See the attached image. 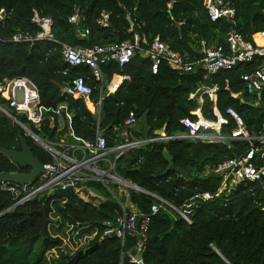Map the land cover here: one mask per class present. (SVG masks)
I'll return each mask as SVG.
<instances>
[{"label":"trees","instance_id":"obj_1","mask_svg":"<svg viewBox=\"0 0 264 264\" xmlns=\"http://www.w3.org/2000/svg\"><path fill=\"white\" fill-rule=\"evenodd\" d=\"M229 1L236 7L234 24L227 19L211 21L202 0H0V10L3 9L4 14L0 19V83L16 76L29 78L38 88L41 104L50 110L36 125L8 107V101L1 96L0 106L43 140L73 141L66 135L71 130L76 137L89 142H94L99 133L107 146L113 147L126 139L122 124L131 111L138 120L127 132L136 138L141 137L139 118L145 112L151 127L150 136H155V130L162 128L170 136L188 134L190 129L182 120L195 121L197 117L193 111L199 106L196 98L189 97L190 93L201 85H217L216 106L227 120L220 132L227 135L236 125L226 114V109L231 107L241 116L250 134L255 135L264 127V110L254 104L257 94L245 91L241 75L256 68L260 58L210 75L200 69L179 72L163 62L153 74L150 60L137 49L121 68L114 60L102 66L107 81L113 73L127 74L130 79L124 80L114 94L102 99L98 114L89 107L98 101L100 88L92 71L85 66H75L66 75L61 72L66 66L61 54L62 44L89 47L129 41L146 48L158 36L173 50L193 59L200 55L202 40L223 43L231 29L251 40L253 33L264 30V0ZM76 9L79 18L73 23L69 17ZM102 11L109 14V25L105 27L98 23ZM35 12L40 17L51 18L50 31L56 41L38 37L42 27L33 20ZM85 28L89 32L81 36ZM17 33L32 40L14 41ZM78 76L85 77L93 87L88 100L63 93L62 88ZM232 93L239 95L234 97ZM261 100L264 102V89ZM212 104L213 100L204 94L201 113L206 119L216 121ZM66 113L71 116L70 123ZM209 132L214 133L213 130ZM23 138L40 162L45 164L52 160L43 146L0 111V145L20 150ZM248 146V142L242 140L212 142L188 137L153 141L115 159L113 172L141 189L128 187L126 194H120L117 184L105 186L91 181L85 186L100 198L89 196L90 200H84L73 195L65 198L62 204L55 198L54 215L64 223L73 229L86 224L95 229L94 238L80 249L96 241L98 248L76 264H119L121 254L135 246L136 240L132 237L121 241L115 236H102L105 222L114 220L125 202H131L136 211L151 216L143 264H264V189L260 183H252V190L248 184H240L227 197L204 200L189 213L190 221L173 208H183L195 194H215L221 179L213 170L215 166L245 152ZM164 150L168 151L175 166L188 173V178L171 170L164 172L169 166L163 156ZM109 157L114 159L115 154ZM27 171L29 168L19 167L0 153V173ZM53 198L40 194L14 206L15 195L0 188V264H56L57 260L71 258L72 255L62 251L49 262L45 258L47 250L62 243L59 236L41 232L43 215L38 210L45 204L47 213L51 212ZM95 199L99 201L96 205L93 204ZM153 203L162 207L151 214ZM39 239L44 243V250L37 253L34 246Z\"/></svg>","mask_w":264,"mask_h":264},{"label":"built area","instance_id":"obj_2","mask_svg":"<svg viewBox=\"0 0 264 264\" xmlns=\"http://www.w3.org/2000/svg\"><path fill=\"white\" fill-rule=\"evenodd\" d=\"M203 7L211 21L220 19L231 20L235 23L236 7L229 0H202ZM3 9L0 10V19H3ZM79 18V10L76 9L69 17V21L76 23ZM33 20L42 27V31L38 35L41 38H49L56 41L50 31L51 18L40 17L36 12ZM99 25L105 27L109 25V14L102 11L98 18ZM132 24V23H131ZM89 29L85 28L80 33L81 36L88 34ZM136 38H139L136 34ZM14 41L32 40L27 36L17 33L13 36ZM145 42V39H143ZM139 49L151 62V72L156 74L159 65L166 62L173 69L179 72L194 71L200 69L206 75H210L222 70H230L240 64L252 62L256 58H260V64L251 71H247L241 75V79L245 84V91L249 94L261 92L264 88V30L255 32L251 36V40L243 37L238 31L231 29L227 32L223 43L213 44L202 40L199 44L200 55L190 59L187 55H182L175 51L171 46L161 40L158 36L154 37L146 48L140 47L138 42L131 43L129 41L112 42L104 45H94L89 47L70 46L62 44L61 54L66 63L62 69V74L69 73L71 67H88L94 76L95 82L100 83L99 99L96 103L90 104L92 112L99 113L102 99L105 96L112 95L124 80H129L127 74L113 73L110 80H106L102 66L109 61H116L119 68L131 60L135 51ZM115 78H119L114 84ZM63 93L73 98H81L88 100L93 92V87L87 82L85 77L78 76L73 78L70 83L62 88ZM217 85L204 86L201 85L195 92L190 93V98H196L199 106L193 111L197 119L190 121L188 118L182 122L189 127L188 134L167 135L165 133H156L155 136L147 138H136L132 134H128L127 128H132L137 124V117L131 111L123 122L126 130L123 134L126 136L124 141H120L113 147H108L105 138L101 134H97L94 142L84 141L76 137L69 130L67 136L73 141H65L63 138L60 142H50L40 139V145L43 146L51 155L52 160L43 164L37 180L32 184L20 185L14 182L0 180V188L15 195L19 203L34 198L40 194H51L56 188L72 187L74 195L86 200V195L96 196L90 187H86L85 183L98 181L107 186L108 184H118L113 180L124 184L123 178L116 175L114 171L115 159L121 154L128 152L133 148L146 145L153 141H166L172 138H191L202 139L204 141L226 142L228 140L247 141L249 146L243 153H239L233 157L226 158L219 162L213 169L220 179V185L217 192L211 195L208 192L198 193L191 196L183 208H173L184 219L189 220V213L194 208L189 207L190 200L195 197H202L204 200L208 198L227 197L232 190H235L240 184H248L252 190V183H260L264 189V127L257 134L252 135L245 127L241 116L231 107L226 109V114L230 115L235 122V127L227 135L220 132L221 125L227 120L220 114L216 106ZM204 94L213 100L212 109L217 116L216 121L206 119L201 113V105L204 103ZM239 93H232L237 97ZM0 96L8 101V107L12 108L16 113L22 114L26 119L36 125L43 120L44 113L50 109L41 104L40 95L36 84L25 76H16L5 79L0 83ZM263 102L260 99L255 101V105ZM61 108L65 106L61 105ZM264 110V108H263ZM1 112H6L11 120L19 125H25L15 116H13L6 108L0 106ZM58 113V110H55ZM68 123L71 116L66 113ZM28 127V126H27ZM70 128V124L68 126ZM214 130L215 133H209ZM115 154L112 159L109 155ZM119 185V184H118ZM120 186V185H119ZM163 203L172 206L166 200L160 198ZM15 202V203H16ZM226 203V202H225ZM98 204V201H93ZM162 206L158 203L151 205V214L157 212ZM122 212L114 219L105 222V229L102 236L114 234L123 241L127 237L136 240L135 246L126 254H130L128 263L143 264V254L145 252V244L147 241V231L151 216L136 211L134 205L130 202L121 204ZM140 218H142L140 220ZM96 234V233H95ZM80 249V248H79ZM78 250V249H77ZM134 250L135 254H131ZM125 254H121L119 264H122V258Z\"/></svg>","mask_w":264,"mask_h":264},{"label":"water","instance_id":"obj_3","mask_svg":"<svg viewBox=\"0 0 264 264\" xmlns=\"http://www.w3.org/2000/svg\"><path fill=\"white\" fill-rule=\"evenodd\" d=\"M128 20L131 23V20L129 18H128ZM260 95H261L260 92H258L257 96L259 98H260ZM259 107L263 109L264 108V102H261ZM4 114L6 116H8V114L6 112H4ZM139 122L142 126L139 134L141 137L147 138L150 134V131H151V127L148 124L147 112L143 113L140 116ZM52 125H53V123H52ZM20 126L25 130L27 135H29L33 138V140H35L36 142H40L39 137L33 131H31L29 129V127H27L25 125H20ZM155 132L156 133H164V128L157 129V130H155ZM0 153L8 156L12 160V162L17 164L19 167L24 168V169L29 168V171H27V172L0 173V180H6V181L14 182V183H17L20 185L32 184L37 180L38 175L43 168V163L40 162L39 159L34 155V152L32 151L31 146L29 145L28 141L25 138L21 139V141H20V150L9 149V148H5V147L0 145ZM163 156L165 157V159L167 160V162L169 164L168 168L164 172L171 170V171L176 172L179 176H182L184 178H188V173L184 169H182L178 166H175L172 163V158H171V156L167 150L163 151ZM123 182L128 187L141 189L137 185H135L131 182H128L126 180H123ZM73 195H74L73 188L72 187H66V188L54 189L52 191V193L48 195V197L69 198ZM203 201H204V199L202 197H195L194 200H190L187 203H191V205L189 207L194 208L195 206L202 203ZM18 204H20V203L16 202L14 204V206H16ZM38 211L41 212L43 215V223H42L41 232H42V234H45L46 233V231H45L46 223H47L46 205L44 204L42 206V208L39 209ZM141 219L142 218H140V220ZM86 225H88V224H86ZM105 237H114V234L107 235ZM98 246H99V242L96 241L89 247L78 249L74 254H72L71 258L68 260H66V259L57 260L56 264H76L81 258L85 257L86 255L92 254V252L95 249H97ZM131 254H135V251L132 250ZM129 259H130V254H125L122 258V264H128Z\"/></svg>","mask_w":264,"mask_h":264},{"label":"rangeland","instance_id":"obj_4","mask_svg":"<svg viewBox=\"0 0 264 264\" xmlns=\"http://www.w3.org/2000/svg\"><path fill=\"white\" fill-rule=\"evenodd\" d=\"M113 182L118 183L120 185L118 193L126 194L128 188L125 184H120L119 182L113 180ZM117 184V185H118ZM86 200H90L88 195L84 197ZM65 198H59L57 203L62 204ZM55 198L50 200V206L52 207V211L47 213V223H46V233L55 236H59L62 239V243L58 247H54L50 250H47L45 253V258L47 262L51 259H55L59 252H64L66 254L72 255L77 249L82 246L87 245L95 236V229L91 226H82L73 229L71 225L64 223L60 218L54 215V208L56 204L54 203ZM34 249L37 253L44 250V243L41 239L35 244Z\"/></svg>","mask_w":264,"mask_h":264},{"label":"crops","instance_id":"obj_5","mask_svg":"<svg viewBox=\"0 0 264 264\" xmlns=\"http://www.w3.org/2000/svg\"><path fill=\"white\" fill-rule=\"evenodd\" d=\"M264 89V88H263ZM258 93V92H257ZM256 93V94H257ZM260 94H261V92H260ZM260 98H261V95H260ZM259 97H258V99H260ZM59 124H60V126H62V122H61V120L59 121ZM214 131V130H213ZM209 132V131H208ZM209 133H213V132H209ZM214 133L216 134L217 132H215L214 131ZM95 197H99V195L96 193V196ZM100 198V197H99ZM95 200H97L98 201V199H95ZM99 202V201H98Z\"/></svg>","mask_w":264,"mask_h":264},{"label":"bare ground","instance_id":"obj_6","mask_svg":"<svg viewBox=\"0 0 264 264\" xmlns=\"http://www.w3.org/2000/svg\"><path fill=\"white\" fill-rule=\"evenodd\" d=\"M118 79H119V78H115V80H114V82H113V83L115 84V83L118 81Z\"/></svg>","mask_w":264,"mask_h":264},{"label":"clouds","instance_id":"obj_7","mask_svg":"<svg viewBox=\"0 0 264 264\" xmlns=\"http://www.w3.org/2000/svg\"><path fill=\"white\" fill-rule=\"evenodd\" d=\"M88 226V225H87Z\"/></svg>","mask_w":264,"mask_h":264}]
</instances>
